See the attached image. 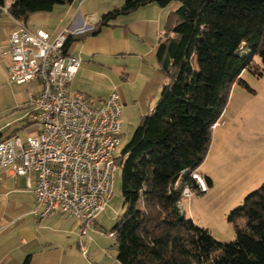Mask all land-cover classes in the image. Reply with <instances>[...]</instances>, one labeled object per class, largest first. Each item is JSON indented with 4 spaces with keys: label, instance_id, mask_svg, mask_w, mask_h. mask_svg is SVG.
Here are the masks:
<instances>
[{
    "label": "trees",
    "instance_id": "trees-1",
    "mask_svg": "<svg viewBox=\"0 0 264 264\" xmlns=\"http://www.w3.org/2000/svg\"><path fill=\"white\" fill-rule=\"evenodd\" d=\"M5 1L0 0V6ZM11 1L9 16L24 25L31 15L73 2ZM173 1L180 5L169 14L155 50L166 82L115 157L122 197V214L111 229L116 260L119 264H264V184L229 212L234 239L228 243L195 225L180 208L184 186L196 188L190 173L207 155L232 86L249 90L240 78L243 71L262 75L264 0H124L103 14L92 32L140 7H166ZM74 39L68 35L64 51ZM205 179L209 187L211 182Z\"/></svg>",
    "mask_w": 264,
    "mask_h": 264
},
{
    "label": "built area",
    "instance_id": "built-area-1",
    "mask_svg": "<svg viewBox=\"0 0 264 264\" xmlns=\"http://www.w3.org/2000/svg\"><path fill=\"white\" fill-rule=\"evenodd\" d=\"M11 3L6 0L0 14L9 15ZM16 23L2 52L9 60L8 82L38 81L40 88L27 92L20 107L30 125L26 137L0 140V171L25 179L35 199L32 213L39 220L57 212L75 219L85 234L111 195L122 102L116 91L98 106L85 93L69 90L81 61L64 51L65 42L68 35L92 32L94 23L55 35ZM190 177L196 188L184 186L182 198L207 192L203 175L193 171ZM108 237L115 239V234L110 232Z\"/></svg>",
    "mask_w": 264,
    "mask_h": 264
},
{
    "label": "crops",
    "instance_id": "crops-1",
    "mask_svg": "<svg viewBox=\"0 0 264 264\" xmlns=\"http://www.w3.org/2000/svg\"><path fill=\"white\" fill-rule=\"evenodd\" d=\"M86 1L82 0L74 7L73 0L70 5L55 6L49 13L34 14L28 18L29 21L34 17L29 22L30 26L27 21L25 26L30 31L42 29L55 35L91 22L95 25L103 14L124 2L101 0L97 3L95 0V9L84 13L82 8ZM168 6L148 4L129 15L117 17L99 30L96 26L94 33L75 36L66 51L79 58L81 63L69 90L88 95L85 90L90 89L91 82H102L107 93L103 98L94 100L98 106L110 92L116 90L124 105V85L130 88L142 86L146 97L156 93L164 78L155 61V50L165 34L167 18L173 11ZM1 17L0 55L5 62L0 57V71L7 76L9 60L2 52L7 49L8 36L16 30L17 23L9 15ZM21 118H25V113ZM7 125L0 127V131ZM34 207L35 199L25 179L14 176L9 170H1L0 264H106L97 243V237L104 238L105 234L96 226L82 234L81 226L75 219L53 212L39 220L32 213Z\"/></svg>",
    "mask_w": 264,
    "mask_h": 264
},
{
    "label": "rangeland",
    "instance_id": "rangeland-1",
    "mask_svg": "<svg viewBox=\"0 0 264 264\" xmlns=\"http://www.w3.org/2000/svg\"><path fill=\"white\" fill-rule=\"evenodd\" d=\"M81 1L75 0L74 7ZM98 2L101 0H97ZM179 5L178 1H173L168 7L175 11ZM95 7V0H87L82 11L91 13ZM1 16L7 18L3 14ZM32 20L34 17L29 21L27 19L28 26ZM1 60L5 62L4 57H1ZM254 61L259 62L258 58ZM240 78L249 90L238 84L232 86L223 114L213 128L207 155L199 166V173L210 179L211 185L207 192L191 198H182L180 202V208L186 218L191 219L198 227L208 230L221 242L234 239L233 227L227 221L229 212L241 205L248 194L264 184V69L260 77L243 71ZM164 80L166 82V79ZM90 85V89L85 91L93 101L98 97L103 98L107 93L106 87L100 81L91 82ZM152 87L155 89L156 86ZM39 88L38 81L23 85L11 84L7 76L0 71V127L8 123L0 131V140L12 134L21 139L26 137L30 125L21 118L25 110L18 107L26 101L27 92L35 93ZM145 92L142 86L130 88L124 85L122 88V129L120 144L114 152L115 157L121 154L131 140L142 116L157 102L160 88L156 93L152 91L154 94L149 97H146ZM17 117L19 119H16ZM121 214L120 168L115 166L107 206L93 224L105 234L104 238L97 237V243L100 244V254L106 264H118L115 260L116 248L108 234Z\"/></svg>",
    "mask_w": 264,
    "mask_h": 264
}]
</instances>
